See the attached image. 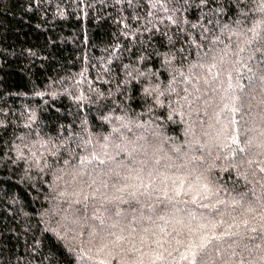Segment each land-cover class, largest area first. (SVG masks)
<instances>
[{"label":"trees","instance_id":"obj_1","mask_svg":"<svg viewBox=\"0 0 264 264\" xmlns=\"http://www.w3.org/2000/svg\"><path fill=\"white\" fill-rule=\"evenodd\" d=\"M0 264H264V0H0Z\"/></svg>","mask_w":264,"mask_h":264}]
</instances>
